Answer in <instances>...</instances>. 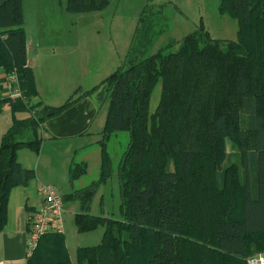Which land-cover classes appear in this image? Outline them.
Masks as SVG:
<instances>
[{"label": "trees", "instance_id": "obj_1", "mask_svg": "<svg viewBox=\"0 0 264 264\" xmlns=\"http://www.w3.org/2000/svg\"><path fill=\"white\" fill-rule=\"evenodd\" d=\"M106 1L65 0V9L96 10ZM151 1L140 9L122 62L52 106L33 100L21 0H0V69L14 71L21 90L13 100L0 94L12 115L0 136V230L10 188L34 177L16 150L38 152L44 120L90 96L106 101L95 141L98 177L62 199L78 201L76 231L101 225L102 232L97 243L76 246V264H246L264 250V0H218V12L236 19L235 39L214 38L199 25L148 51L159 13ZM15 111L27 115L18 119ZM117 131L127 141L115 169L121 216L113 218L88 209L95 186L111 173L107 141ZM85 170L84 160L71 159L68 183ZM26 264H71L61 232L41 235Z\"/></svg>", "mask_w": 264, "mask_h": 264}, {"label": "rangeland", "instance_id": "obj_2", "mask_svg": "<svg viewBox=\"0 0 264 264\" xmlns=\"http://www.w3.org/2000/svg\"><path fill=\"white\" fill-rule=\"evenodd\" d=\"M146 0H107L101 9L86 11H67L65 0H23L22 26L30 33L31 29L35 37H40L48 44L52 61L60 62L58 65L64 71H60L51 80L54 85L42 87V97L49 95V90L54 89L53 103H60L65 99L70 87H90L107 75L122 62L125 51L128 48L134 26L139 12ZM152 4L158 7L154 24L156 33L150 50L164 45L170 39H178L184 33L196 29L201 25L214 38L235 39L237 23L234 17L219 13L218 0H152ZM160 30L159 32L157 30ZM159 33V34H158ZM32 34V33H31ZM33 35V34H32ZM53 49V51H52ZM58 56H53L52 52ZM147 53V52H146ZM77 86V87H78ZM158 93V84L155 85L150 96L149 109H153ZM46 102V101H44ZM101 108L106 107V101L95 103ZM35 115H37L35 113ZM95 123L91 126V133L84 134L85 140H91V144L82 149L68 154L74 161L79 157H86V170L75 178L71 185L56 184L63 194H68L71 189L88 184L98 177V160L95 156L97 136ZM42 139L38 152L28 148H22L21 152H27L33 156V163L39 156L41 169L47 166L50 152L54 150L50 146H44L41 153ZM127 134L117 131L107 141V149L111 156V173L102 182L97 183L90 198L88 211L92 214H100L113 218H120L118 210L119 192L116 176V165L125 147ZM226 150L236 152L228 139L224 140ZM62 155V151L60 152ZM234 160L235 157H232ZM31 167V166H30ZM33 167V166H32ZM58 165H56V172ZM58 177V175H57ZM61 185V186H60ZM79 210L78 201L66 199L62 213L61 237L71 264H76L75 248L77 245H91L99 241L102 226L78 232L73 224V214Z\"/></svg>", "mask_w": 264, "mask_h": 264}, {"label": "crops", "instance_id": "obj_3", "mask_svg": "<svg viewBox=\"0 0 264 264\" xmlns=\"http://www.w3.org/2000/svg\"><path fill=\"white\" fill-rule=\"evenodd\" d=\"M21 6L23 17V0H21ZM23 29L26 39V63L32 70L36 89V95L33 97V100H40L46 105H58L62 101L57 104L53 103L52 94L54 89L51 88L49 90V95L42 97V87L54 85L55 81L51 80L49 76L53 78V75H57L60 71H64V68H60L63 64L61 63V66H59L58 64L60 62L52 61L57 57L50 58L47 56V42L44 43L42 38L38 36L35 37L33 29H31L30 33L25 27H23ZM52 54L53 56L59 55L57 51L56 55L54 52H52ZM2 72L3 71L0 69V81L2 79ZM74 88L75 87L72 85V87L68 89L69 91L64 93L67 94L65 96L67 97ZM104 114L105 108L101 110V108L96 106L90 96H83L65 107L61 112L47 117L42 127L44 141L42 142L40 153L44 146H50L53 150L54 148L57 149L53 151V153L50 152L47 166H45L44 170H42L38 164L39 156L33 163H30L31 158H33L31 154L27 152H21L20 154V151H22L24 147L16 150V158L21 165L26 167L33 166L34 177L26 185H15L9 190L6 203V220L0 230V264H26V257L29 254L26 245L27 220L40 200L37 184L50 183L57 188L58 185L56 184L64 185L66 179L68 182L67 166L72 159V155L67 159V153L76 152L85 145L91 144V140H85L86 138L83 137V135L91 133L90 130L93 122L95 123V130H98L94 140L96 141L98 139ZM13 115L15 118L20 119L25 117L27 113L25 111H15ZM11 118L12 115L8 105L5 103L1 104L0 136L10 125ZM95 149V156L97 160H99L97 145ZM61 151L62 155L60 153ZM79 160L86 161V157L82 155L79 157ZM56 165H58L57 172L55 171ZM62 194L63 193H61V195Z\"/></svg>", "mask_w": 264, "mask_h": 264}, {"label": "built area", "instance_id": "obj_4", "mask_svg": "<svg viewBox=\"0 0 264 264\" xmlns=\"http://www.w3.org/2000/svg\"><path fill=\"white\" fill-rule=\"evenodd\" d=\"M0 94L13 100L21 97V90L14 71L2 72ZM40 200L27 220L26 245L30 252L38 238L48 232H61L64 202L61 193L50 183H38ZM246 264H264V250L257 251L245 258Z\"/></svg>", "mask_w": 264, "mask_h": 264}]
</instances>
